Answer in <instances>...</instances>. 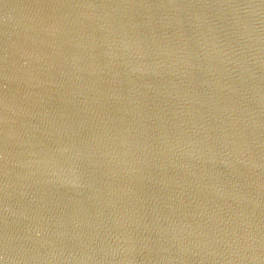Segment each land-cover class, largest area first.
I'll return each mask as SVG.
<instances>
[{"label": "water", "instance_id": "water-1", "mask_svg": "<svg viewBox=\"0 0 264 264\" xmlns=\"http://www.w3.org/2000/svg\"><path fill=\"white\" fill-rule=\"evenodd\" d=\"M0 264H264V0H0Z\"/></svg>", "mask_w": 264, "mask_h": 264}]
</instances>
